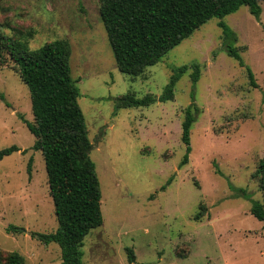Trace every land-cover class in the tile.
Here are the masks:
<instances>
[{
    "label": "rangeland",
    "instance_id": "1",
    "mask_svg": "<svg viewBox=\"0 0 264 264\" xmlns=\"http://www.w3.org/2000/svg\"><path fill=\"white\" fill-rule=\"evenodd\" d=\"M100 7L99 0H0L6 35L31 37V50L57 40L72 48L104 219L85 239L84 264H131L128 248L133 264H264V223L251 214L263 199L254 174L264 161V2L259 19L248 7L213 19L138 77L118 70ZM222 22L237 35L244 66L227 55ZM12 65L7 57L0 69V151L20 152L0 161V250L21 254L26 264H60L59 245L31 236L59 225L45 161L28 128L31 94ZM194 65L201 67L196 84ZM181 67L189 70L173 101L117 108L129 94L160 98ZM189 107L196 121L181 166ZM12 226L25 232H8Z\"/></svg>",
    "mask_w": 264,
    "mask_h": 264
},
{
    "label": "trees",
    "instance_id": "2",
    "mask_svg": "<svg viewBox=\"0 0 264 264\" xmlns=\"http://www.w3.org/2000/svg\"><path fill=\"white\" fill-rule=\"evenodd\" d=\"M101 20L118 70L138 77L147 68L157 65L194 32L213 19H224L243 7L261 16L264 0H99ZM223 44L227 55L244 62L236 43L237 35L224 22ZM13 39L0 28V69L6 58L31 94L33 122L28 128L36 138L33 149L41 152L48 174L58 230L51 234L31 233L43 245L57 244L61 248L60 264H84L85 239L94 229L103 226L102 192L96 165L91 159L93 145L88 136L86 120L79 106L81 97L78 81L72 77V48L67 40H57L37 50L29 47V36ZM192 81L200 80L201 67H192ZM188 67L175 71L160 98L152 95L137 99L129 94L116 100L117 108H140L158 102L174 100V88L188 72ZM251 84L257 87L251 69H247ZM196 117L189 107L182 124V140L187 154L181 166L188 163L191 153V129ZM17 147L0 151V161ZM31 165H29V172ZM260 180L262 201H254L251 214L264 223V161L254 174ZM171 182V181H170ZM202 215L196 217L199 220ZM8 232L24 233V229L10 227ZM129 262H136L131 248ZM0 264H26L17 252L4 254L0 250Z\"/></svg>",
    "mask_w": 264,
    "mask_h": 264
}]
</instances>
